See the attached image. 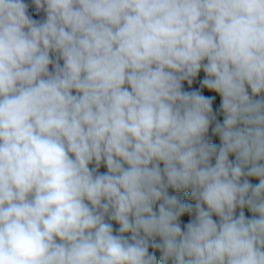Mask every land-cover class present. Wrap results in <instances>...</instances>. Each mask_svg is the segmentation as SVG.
<instances>
[{
  "label": "clouds",
  "instance_id": "obj_1",
  "mask_svg": "<svg viewBox=\"0 0 264 264\" xmlns=\"http://www.w3.org/2000/svg\"><path fill=\"white\" fill-rule=\"evenodd\" d=\"M0 264H264V0H0Z\"/></svg>",
  "mask_w": 264,
  "mask_h": 264
},
{
  "label": "trees",
  "instance_id": "obj_2",
  "mask_svg": "<svg viewBox=\"0 0 264 264\" xmlns=\"http://www.w3.org/2000/svg\"><path fill=\"white\" fill-rule=\"evenodd\" d=\"M213 140H214V142H218L217 138H215V137L213 138ZM253 182H255V181H253ZM179 195L182 196V194H179ZM189 202H191V201H189ZM184 219H187V217L185 216Z\"/></svg>",
  "mask_w": 264,
  "mask_h": 264
}]
</instances>
